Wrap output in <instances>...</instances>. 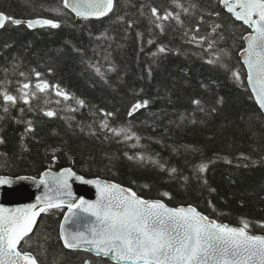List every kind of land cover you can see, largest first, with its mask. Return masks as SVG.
<instances>
[{
    "label": "trees",
    "instance_id": "1",
    "mask_svg": "<svg viewBox=\"0 0 264 264\" xmlns=\"http://www.w3.org/2000/svg\"><path fill=\"white\" fill-rule=\"evenodd\" d=\"M153 8L172 16L157 19ZM0 13L60 23L8 22L0 32V177L71 168L219 223L248 220L250 233L264 235V114L240 58L251 30L220 0H115L99 20L78 19L62 0H0ZM44 81L42 93L35 84ZM57 86L72 98L58 96ZM65 213H44L21 251L39 264H113L65 249Z\"/></svg>",
    "mask_w": 264,
    "mask_h": 264
},
{
    "label": "snow or ice",
    "instance_id": "2",
    "mask_svg": "<svg viewBox=\"0 0 264 264\" xmlns=\"http://www.w3.org/2000/svg\"><path fill=\"white\" fill-rule=\"evenodd\" d=\"M222 2L235 19L252 29L244 37L247 44L243 50L246 54L244 64L254 97L259 108L264 110V0ZM62 5L77 17L89 19L108 15L113 10L114 0H62ZM152 12L157 19L167 20L172 16V13H167L160 17L155 8ZM175 18L179 21V14ZM5 22L15 25L22 23L19 19L0 13V28L5 26ZM26 23L29 28L60 27L59 22L46 18ZM160 51L164 52L165 49L161 47ZM96 70L100 71L99 68ZM36 76L39 77L40 73H36ZM233 76L237 80L240 78L238 72H233ZM31 87L30 83H24L20 89L25 103H29V92L24 90ZM49 87L46 81L35 84V89L42 93ZM56 94L65 100L72 98L58 86ZM31 96L35 97L36 92H31ZM3 100L15 104L17 97L4 92ZM77 103L84 105L83 100H77ZM147 103H136L129 114ZM194 103L199 105L200 101ZM4 110L7 111V108ZM45 115L52 117L55 112L47 111ZM102 127H109L106 121ZM28 130L31 131L30 123ZM112 131L120 135L126 130ZM205 169L206 165H201L200 171ZM72 178L95 185L99 195L95 202L80 199L77 203H67V214L61 224V237L66 248L94 250L97 255L111 256L117 264H264V235L250 233L248 220H242L240 227L220 224L194 207L172 209L161 201L141 199L135 192L117 184L103 183L98 179L86 180L70 168L58 174L50 170L43 174L38 185L45 186L46 191L42 197H37V204L15 209L0 208V264H37L31 253L21 251V242L27 243L26 238L30 236L41 213L51 209L62 210L65 206L63 197L73 198L69 184ZM11 183L12 180L0 177V185ZM81 214L94 219L85 223L81 230H71L70 226L80 221Z\"/></svg>",
    "mask_w": 264,
    "mask_h": 264
},
{
    "label": "water",
    "instance_id": "3",
    "mask_svg": "<svg viewBox=\"0 0 264 264\" xmlns=\"http://www.w3.org/2000/svg\"><path fill=\"white\" fill-rule=\"evenodd\" d=\"M221 4L224 6L222 0H221ZM114 7H115V0H114L113 10H114ZM225 9L228 12L227 8H225ZM68 10L71 12L70 9H68ZM113 10L108 15H106V16L99 17V18L92 17V18H89V19L99 20V19L106 18L107 16H109L113 12ZM228 13L234 17V15L232 13H230V12H228ZM77 18L78 19H83L81 17H77ZM28 21H30V20H28ZM237 21L240 22V23H242V21H239V20H237ZM26 22L27 21H22L21 24H25L27 26V23ZM7 23L8 22H5V26L3 28H0V32L6 27V24ZM21 24H19V25H21ZM243 25H245V24H243ZM245 26L248 27L247 25H245ZM41 28H50V27H48V26H43V27L36 26L34 28H31V29H41ZM249 29L252 32V29L251 28H249ZM245 45L247 46L246 41H245ZM240 58H241V61H242L243 65H244V67L246 68V71H247V66L244 64V59L246 58V54H244V52H242L240 54ZM247 75H248V73H247ZM248 85H249V83H248ZM249 88L251 90V86L250 85H249ZM251 92H252V90H251ZM252 94L254 96V93L253 92H252ZM254 99H255V97H254ZM255 101H256V99H255ZM256 103H257V101H256ZM262 112L264 114V110H262ZM65 169H68V168H65ZM62 170H64V169H62ZM62 170H60V171H62ZM50 171L53 172V173H57V174L60 172V171H52V170H50ZM43 174L40 177H37V178L22 176V177H25L26 179H20V177H17V178H9V177H6V178L12 180V183L11 184H7V185H0V208L15 209V208H24V207L29 206V205H32V204H37V197H42L44 195L45 191H46L45 186L38 185V181L41 178H43ZM76 174H77V176L83 177L86 180H95V179H98V180H100L103 183H109V184L114 183V184H117V185H119V186H121V187H123L125 189H130V188H127V187H125L123 185H120L118 183H115V182L107 181V180L100 179V178H87V177H84L82 175H79L78 173H76ZM69 184L71 185V192L73 194V198H69L67 196L63 197L65 199V206L63 207V209H66V214H67V203L68 202L77 203V202H79L80 199H84V200H87L89 202H95L96 199H97V197H98V195H99L96 186L93 185V184H84L80 180H76L75 178L70 179L69 180ZM130 190L132 192H134L132 189H130ZM136 195H137V197H139L141 199H144L141 196H139L137 193H136ZM144 200H147V199H144ZM147 201H157V200H147ZM161 202H163V201H161ZM164 204L167 207L172 208V209L193 207V206L171 207V206L167 205L166 203H164ZM38 207H39V205H38ZM51 210H58V209H51ZM196 210L198 212H200L198 209H196ZM42 215H43V213H41L36 218L35 224L33 226V229H32V232L30 233V235L33 233V231H34V229H35V227H36V225H37V223H38V221H39V219H40V217ZM91 219H94V218H91V217H88V216H85V215L81 214L80 221L78 223H74V224H72L70 226L71 227V230H73V231L81 230L82 229V226L85 223H87L89 220H91ZM210 220H213V219H210ZM63 222H64V218L62 220V223ZM215 222H217V221H215ZM217 223H219V222H217ZM220 224H225V223H220ZM226 225H229V224H226ZM229 226L236 227V226H232V225H229ZM254 235H256V234H254ZM60 236H61V227H60ZM61 241H62V243L64 245V242H63L62 237H61ZM65 249H67L69 251L84 252V253L90 254V255H92L94 257L102 258L104 260H107V261H109V262H111L113 264H117V262L114 261L111 258V256L97 255L94 250L93 251H87L84 248H80V249L73 250V249H69V248H66V247H65ZM36 261H37V264H39V262H38L37 259H36Z\"/></svg>",
    "mask_w": 264,
    "mask_h": 264
},
{
    "label": "flooded vegetation",
    "instance_id": "4",
    "mask_svg": "<svg viewBox=\"0 0 264 264\" xmlns=\"http://www.w3.org/2000/svg\"><path fill=\"white\" fill-rule=\"evenodd\" d=\"M93 257V256H92ZM95 258V257H94ZM86 262H89V264H90V261L88 260V261H86Z\"/></svg>",
    "mask_w": 264,
    "mask_h": 264
}]
</instances>
